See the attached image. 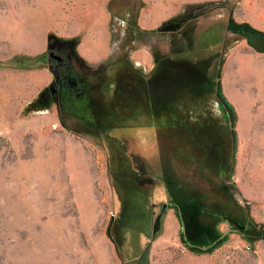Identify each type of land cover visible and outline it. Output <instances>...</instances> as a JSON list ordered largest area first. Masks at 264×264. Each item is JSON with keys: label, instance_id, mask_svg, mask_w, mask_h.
<instances>
[{"label": "rangeland", "instance_id": "rangeland-1", "mask_svg": "<svg viewBox=\"0 0 264 264\" xmlns=\"http://www.w3.org/2000/svg\"><path fill=\"white\" fill-rule=\"evenodd\" d=\"M106 8L116 42L119 26L157 9L164 21L158 33L170 45L154 37L155 53L195 64L196 70L164 64L167 81L157 87L169 88L175 114H157L138 79L124 78L119 90L102 88L103 64H88L77 45L64 42L72 40L62 37L65 21L88 12L102 19ZM230 20L264 33V0H0V108L8 123L0 126V264H264V51L229 34ZM176 24V31L162 32ZM26 28L40 33L35 40L44 42L43 54L35 55L37 45L33 53L24 49ZM126 54L140 67L128 46ZM41 68L53 75L47 83L37 76ZM55 72L68 73L59 108L28 109ZM155 73L141 72L145 81ZM191 88L202 91L201 107L223 126L219 135L196 132L205 117L177 110ZM105 100L115 103L110 113L121 127L99 133L93 110ZM129 117L136 121L126 128ZM126 159L149 193L134 231L124 221V193L114 180ZM165 178L200 194L211 209L180 221L170 208L179 192L174 185L170 191ZM184 224L196 227V240L183 234Z\"/></svg>", "mask_w": 264, "mask_h": 264}, {"label": "trees", "instance_id": "trees-1", "mask_svg": "<svg viewBox=\"0 0 264 264\" xmlns=\"http://www.w3.org/2000/svg\"><path fill=\"white\" fill-rule=\"evenodd\" d=\"M227 32L231 35L244 37L245 39H247L249 45L252 48H254V50H257L260 52L264 51V33L254 28H251L246 24H237L233 20L229 21L228 26H227ZM64 42L74 43L75 46L77 45L76 44L77 41L75 40H68ZM74 53H75V58L78 59V55L76 54V51H74ZM155 60L158 66L157 69H159L160 71L159 70L156 71L155 76L151 77L149 81L143 80L142 74L133 67L132 63L127 57V54L123 55L122 58H120L116 62L103 64L102 67H100L101 68L100 74L105 75V78L107 79L103 83L102 88L112 83L111 81L112 75L115 78V83L117 84L116 87L118 88V90L120 87L123 86V84H121V81L124 78L138 79L139 84L140 85L142 84V87L148 93L149 99L151 100L150 107H152L157 114H161V116L163 114L164 117L165 116L169 117L172 113L175 114L173 112L174 109L173 110L171 109V104H172V101H170L171 99L170 96L172 94L171 91L166 92L164 88L165 89H169V88L165 86L157 87L160 85L158 84L160 80H161L160 82L161 84L166 83L167 81V80L161 79V76H162L161 72L164 70V66H165L164 64L171 65L174 67L182 64V65L187 66L188 68L194 67L195 70H196V66H194L195 64H193L192 62H189L183 59H174L169 56H159L157 54H156ZM67 76H68L67 72H59V73L55 72V77H59L62 81H65L68 78ZM203 80H207V79H203ZM200 81L201 80L197 82L200 84L202 83L203 85L202 84L201 85L204 86V82L203 81L200 82ZM161 90H163L164 92H161ZM192 92L194 93L190 95ZM41 94L42 92L39 95ZM189 95H190L189 97L186 96L185 98H183V101L181 100V102L178 103L179 108L177 110L179 112L181 111V112L186 113V115H189L190 117L196 115L197 118L198 117L203 118L204 116L208 122L204 126L199 125V128L198 126H196L195 131L206 133L207 137L211 138L212 135L208 131L213 130L212 131L214 132L213 135H215V133L222 130L223 126L222 125L220 126L219 123H217L218 119L215 118L210 113H205V114L201 113V115H199L200 113L196 112L195 110L196 106L198 105V102L201 101L200 98H202L203 96L202 91L191 88V90L189 91ZM113 100L112 101L109 100L107 102L105 100L104 103L98 101L97 109L93 110V113L95 112V116L97 115L98 119H99V116L101 117V120H100L101 122L98 123V125L100 126H97L96 124L92 125L97 129V132L99 133L100 132L105 133L107 132L106 130L108 129L109 130L118 129L121 127V125L116 123L115 117L110 113L112 106L114 107L115 105V103H113ZM165 113H168V114H165ZM139 114L140 112L133 115V117H137ZM59 117L62 121V124L65 125L60 111H59ZM134 121H136V118L132 120L131 117H129V121H128L129 124L126 128L131 127V124L135 123ZM178 121L179 119H176V121L174 122L177 123ZM171 123H172L171 119H168L166 121L167 127L170 126V128L174 129L175 126L170 125ZM213 125H216V126H213ZM180 127L181 126H178V129ZM218 135H219V132H218ZM196 137H198V135ZM121 145L123 146V148H126L123 143H121ZM127 163L128 164H126L125 162L123 163V161H121L122 166L120 167V173L114 174L115 175L114 180L117 182V184L120 186V188L122 189L124 193L123 195L124 211H125L124 221L126 222V226L131 229L130 231H134V230H139L140 228L139 222L143 219V212L138 213V210H141V209L145 210L148 204H150L149 203V193H147L140 185V182L142 180L140 173L136 171L135 169H133V167L130 165L129 160L127 161ZM163 181L164 183L168 184V186L170 187L169 188L170 191L172 190L171 185H174L173 189L177 190L179 194L181 195L183 194V197L178 198L179 194L175 195V193L173 192V195L175 196V198H174L173 204L170 206V208H174L178 211L180 221L183 222L184 218L190 220L193 218V215L197 213L207 214L208 210L211 209V207L209 208L207 201L204 200L200 194L190 191L183 185H179L173 179L167 180L165 178ZM196 232H197L196 227H194L192 224H189L187 226L184 224L183 234H186L187 238L196 240L199 235ZM240 233L243 234V231ZM198 243L200 244L202 242H200L199 240ZM147 254H148V250L145 251V253L143 254V257L145 258L146 256L147 258Z\"/></svg>", "mask_w": 264, "mask_h": 264}, {"label": "crops", "instance_id": "crops-1", "mask_svg": "<svg viewBox=\"0 0 264 264\" xmlns=\"http://www.w3.org/2000/svg\"><path fill=\"white\" fill-rule=\"evenodd\" d=\"M159 16L160 15H158L157 9L151 8L149 11H143L140 16V20L136 21V24L131 21H126L128 25L124 23L126 26H119V33L121 32V37L118 40L120 43L118 40L116 42L117 33L114 29L113 35L111 33L110 24L113 21L107 8L103 13L102 19H99L96 13L88 12V14L81 19L74 21L70 19L65 21V27L61 29V32L62 37L65 39L78 40L79 43L77 44V52L90 65L116 62L126 54V47L128 46L131 52V61L135 66L137 65L136 63L140 64L138 65L140 67L136 66V69L139 70L140 73L147 69L149 73H155L158 67L155 60V49L159 48L156 46V43L152 44L151 40L154 37L156 39L159 38L160 41H164L166 43V48L170 45L168 37H163L161 36V33H158V27H160V25L164 22L162 21L161 16ZM132 27L136 28L132 29ZM21 36L24 44L27 42V44L24 45V49L33 53L32 50H35L37 45L36 40L40 42V33L30 34L29 29L26 28L21 30ZM127 36L130 37V40H128ZM166 36H168V34ZM130 42L133 44L132 47L129 46ZM115 44L117 45V51L112 49V46ZM135 44L137 45V48H134L136 47ZM44 47V42L42 44H38L37 51L39 49L40 50L35 55L43 54L46 51ZM29 52L26 53L29 54ZM38 72L39 75L37 76L41 83H47V81L49 82L53 77L48 69L41 68L38 69ZM4 105L6 106L7 104ZM3 109L4 108H0V126H6L8 124L6 118L4 117L6 111Z\"/></svg>", "mask_w": 264, "mask_h": 264}, {"label": "flooded vegetation", "instance_id": "flooded-vegetation-1", "mask_svg": "<svg viewBox=\"0 0 264 264\" xmlns=\"http://www.w3.org/2000/svg\"><path fill=\"white\" fill-rule=\"evenodd\" d=\"M55 59L60 60L59 57H55ZM113 76V75H112ZM111 76V84H114L115 87L117 86V84L115 83V78ZM61 83L62 80L59 77H56V79H54L43 91L41 95H38L37 98H35L34 100H32L31 102L28 103V109L33 110V111H43L45 109H47L48 107L50 108L51 106L55 105L59 108L60 105V99H61ZM109 101V100H107ZM106 101V102H107ZM105 101H103L102 103H104ZM203 101H199L198 105L196 106V112L200 113L199 115L205 114L206 112L204 111V109L201 107ZM48 103V105H47ZM201 104V105H200ZM207 104V103H205ZM101 117L96 115V123H100L101 121ZM106 131H110L109 129Z\"/></svg>", "mask_w": 264, "mask_h": 264}, {"label": "water", "instance_id": "water-1", "mask_svg": "<svg viewBox=\"0 0 264 264\" xmlns=\"http://www.w3.org/2000/svg\"><path fill=\"white\" fill-rule=\"evenodd\" d=\"M178 28H180V24H176V25H169L167 27H165L162 32H174L176 31ZM48 105V103H47ZM46 112L49 111V107L45 110ZM168 205H164L162 208V211L160 213V215L156 218L154 226H153V237L155 238L162 230V221H163V217L166 213V210L168 209Z\"/></svg>", "mask_w": 264, "mask_h": 264}]
</instances>
